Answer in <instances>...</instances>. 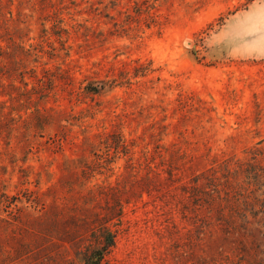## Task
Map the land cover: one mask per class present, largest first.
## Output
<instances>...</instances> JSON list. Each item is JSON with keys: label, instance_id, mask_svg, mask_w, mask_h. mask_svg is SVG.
<instances>
[{"label": "rangeland", "instance_id": "374dc122", "mask_svg": "<svg viewBox=\"0 0 264 264\" xmlns=\"http://www.w3.org/2000/svg\"><path fill=\"white\" fill-rule=\"evenodd\" d=\"M94 253L264 264V0H0V264Z\"/></svg>", "mask_w": 264, "mask_h": 264}, {"label": "trees", "instance_id": "16d2710c", "mask_svg": "<svg viewBox=\"0 0 264 264\" xmlns=\"http://www.w3.org/2000/svg\"><path fill=\"white\" fill-rule=\"evenodd\" d=\"M215 209H217V207H215ZM218 213L220 214V211ZM221 215H222V213H221ZM226 226H228V228L230 230L229 235H232L235 232L239 233L241 231V229H242L241 226L239 227L238 221H234V220H230L229 222H227ZM247 226L249 227V235H250L249 238L252 239V240H255L256 239L255 232L257 231V232L260 233V230L257 229L258 228V223L257 222L248 223ZM257 235H259V234H257ZM104 240H105V245H106L105 247H109V246L112 245V239L110 237H105ZM98 261H99V257H98V255H95V253H94V256L91 259V261L89 262V264H98L99 263ZM250 262H252L254 264H262L263 263V261L258 260L257 257L252 259V260H250Z\"/></svg>", "mask_w": 264, "mask_h": 264}]
</instances>
